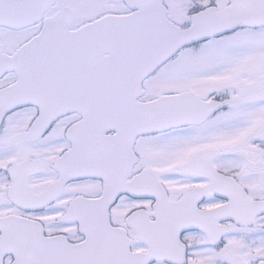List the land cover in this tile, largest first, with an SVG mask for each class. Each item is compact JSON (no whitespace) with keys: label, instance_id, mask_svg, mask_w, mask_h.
<instances>
[{"label":"snow or ice","instance_id":"obj_1","mask_svg":"<svg viewBox=\"0 0 264 264\" xmlns=\"http://www.w3.org/2000/svg\"><path fill=\"white\" fill-rule=\"evenodd\" d=\"M0 264H264V0H0Z\"/></svg>","mask_w":264,"mask_h":264}]
</instances>
